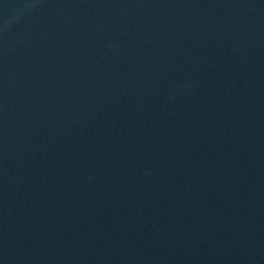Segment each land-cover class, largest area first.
I'll use <instances>...</instances> for the list:
<instances>
[{"label":"water","instance_id":"1","mask_svg":"<svg viewBox=\"0 0 264 264\" xmlns=\"http://www.w3.org/2000/svg\"><path fill=\"white\" fill-rule=\"evenodd\" d=\"M0 264H264V0H0Z\"/></svg>","mask_w":264,"mask_h":264}]
</instances>
